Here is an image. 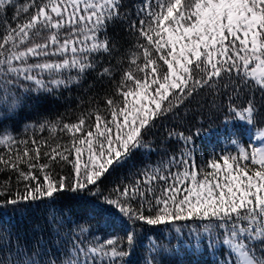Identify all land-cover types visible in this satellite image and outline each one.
<instances>
[{"label": "snow or ice", "instance_id": "1", "mask_svg": "<svg viewBox=\"0 0 264 264\" xmlns=\"http://www.w3.org/2000/svg\"><path fill=\"white\" fill-rule=\"evenodd\" d=\"M8 7L15 27L5 21ZM117 21L133 38L124 41L127 49L109 35V25ZM0 22L6 31L0 41V121L22 110L29 93L79 84L98 67L99 76L109 80L121 74L103 110L63 124L60 131L71 134V146L57 143L43 153L45 163H39L41 144L34 137L29 148L28 140L0 126V147L6 148L0 166L23 185L15 191L8 182L0 185V209L11 206L27 214L33 205H44L50 224L68 221L80 233L72 239L56 227L59 241L21 244L0 229V264H133L144 225L174 231L189 247L177 249L171 242L165 247L163 233L145 236L153 254L145 255L143 264H178L172 256L181 252L185 259L179 264H264V141L243 144L233 126L226 136L237 154H221L207 165L212 171H197L199 130L178 131L181 123L158 126L169 117L179 122L181 109L207 91L216 95L209 116L223 115L226 125L233 117L256 129L253 139L264 137V0H0ZM56 56L62 59H45ZM100 56L116 63L103 67ZM38 126L55 133L59 122ZM137 153L159 154L157 163L137 169L127 184L113 188L111 198L87 199L102 196V178ZM65 163L69 175H56ZM67 192L82 206L58 213L56 197ZM91 221L115 231L98 236ZM48 243L63 246L67 258L52 259Z\"/></svg>", "mask_w": 264, "mask_h": 264}, {"label": "trees", "instance_id": "2", "mask_svg": "<svg viewBox=\"0 0 264 264\" xmlns=\"http://www.w3.org/2000/svg\"><path fill=\"white\" fill-rule=\"evenodd\" d=\"M19 2L27 3L28 0H19ZM13 15L14 10L8 7L5 11V21L11 23L12 27H15L18 22L12 21ZM126 27V24L122 25L119 21L109 25V35L114 36L125 49L129 48L130 45L125 44L124 41L133 39L127 35L125 31ZM5 34L4 22H0V41H2V37ZM114 55H116V59L120 58L118 54ZM45 59L59 62L62 57L56 56ZM97 59L100 60V64L103 67L110 66V63H116L115 59L106 56H100L97 57ZM30 62L32 61L30 60ZM39 62H45V60L41 59ZM140 63L142 66V59ZM124 67L125 70H128L127 62H125ZM131 70L135 72V66H132ZM99 71L100 67L95 71L90 70L85 74L79 84H72L69 87L61 86L51 93H29L28 96L30 98L23 109H18L15 115L0 121V126L7 128V130L19 140H28L29 148L34 147L31 144V139L34 137L37 142L41 144L42 158L39 163H45L47 158L43 157V153L51 151V149L56 147L57 143L65 147L71 146V134L60 131L63 124H74L77 122L78 118L85 113L93 112L96 109L103 110L105 108L104 101L116 93L121 74L118 72L115 74L114 80H109L108 77H100ZM72 75H76L75 71L72 72ZM138 75L142 76V74ZM25 86L34 87L32 82H26ZM214 99H216L215 93H208L207 91L200 92L181 109V120L179 122L173 117L158 121V126L163 124L165 128L176 127L177 123L183 124V127L177 128L178 131H187L189 129L191 131L199 130V135L195 139V163L197 171L202 167L206 171H212L207 165L210 164L212 160L218 159L221 154H237L235 149L231 146L229 138L226 136V133L229 132L233 126L238 127L242 133L239 137L241 143L249 146L251 144L257 146L258 144V142L253 139L256 134V129L244 125L242 121H237L233 117H227L229 123L226 125V118L223 115H208ZM220 99L225 98L221 97ZM256 99H260L259 92L256 93ZM101 114H103V111H101ZM45 121L49 122L50 126L53 123L59 122V126L55 133L50 132L48 129H45L44 132L39 130L38 122L44 123ZM90 122L91 121H89V123ZM83 147L85 149L86 158L87 146L84 145ZM175 147L178 148L179 145L177 144ZM20 148L22 151L23 145H21ZM5 152L6 148L0 147V154H4ZM157 155L159 154L149 156L147 153H137L126 162L114 166L110 172L102 178L98 185L103 195L99 197H87V199L89 201H102L105 197L111 198L113 188L121 184V182L127 184L132 178V174L135 173L137 169H143L146 165L155 166L157 163ZM70 159H74V156L70 157ZM21 167L27 171L25 165L21 164ZM70 167L69 164H62L55 169V174L69 175ZM39 174L43 175V173ZM4 182H8L13 188V191L23 188L22 184L17 183L16 173L10 170H4L3 167L0 166V185ZM0 191H3V188H0ZM72 195L71 192H67L56 197V203L53 207L58 210V213H66L70 206L77 208L82 206L83 202H81V205H77L73 201ZM18 207L23 208L24 206L20 205ZM72 219L75 218L73 217ZM48 221L49 212L45 210L44 205H40L39 208L33 205V207L27 211V214H21L11 206L0 209V229H3L7 236L11 237L13 243H35L37 239L54 242L59 241L60 237L55 234L56 227H61L62 236L67 237L68 234L71 233V238L75 239L80 235L79 228H77L74 223L65 221V224L60 226L54 223L50 224ZM90 223L92 232L98 236H105L115 231V229L103 222L97 223L96 221H91ZM83 226L87 227L88 225ZM143 228L144 232L138 237L137 248L131 257L133 264H143L144 256L153 254L147 252L150 245L145 239V236L159 237L163 233V238L160 240V243H163L165 247L169 246V242L177 249L181 246L189 247L184 236L181 235L178 241L176 239L177 234L167 228L147 225H144ZM100 229H103V231H100ZM119 235H123V232H119ZM7 236L5 237V242ZM181 241L183 242L182 244L180 243ZM66 243L67 247L70 249L71 243L67 242V240ZM46 248L51 250L49 254L52 259H56L57 256H59L60 259L67 258L63 256L64 247L57 243H48L46 244ZM166 255L172 256L171 253H167ZM172 259L177 260L179 264V261L185 259L184 253L181 252L179 256H172ZM202 259L208 260L209 257L204 256Z\"/></svg>", "mask_w": 264, "mask_h": 264}, {"label": "rangeland", "instance_id": "3", "mask_svg": "<svg viewBox=\"0 0 264 264\" xmlns=\"http://www.w3.org/2000/svg\"><path fill=\"white\" fill-rule=\"evenodd\" d=\"M255 136V135H254ZM256 140V139H255ZM258 142L257 146H260L261 142L264 141V137H262L261 139L259 140H256Z\"/></svg>", "mask_w": 264, "mask_h": 264}]
</instances>
